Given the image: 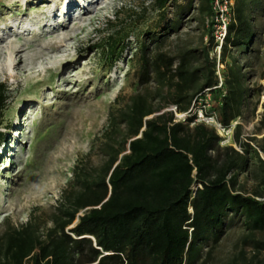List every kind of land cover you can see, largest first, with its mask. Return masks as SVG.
I'll list each match as a JSON object with an SVG mask.
<instances>
[{
    "label": "trees",
    "instance_id": "trees-1",
    "mask_svg": "<svg viewBox=\"0 0 264 264\" xmlns=\"http://www.w3.org/2000/svg\"><path fill=\"white\" fill-rule=\"evenodd\" d=\"M166 2L154 0L161 10ZM255 2L235 1L220 48L221 86L215 58H210L209 0L198 3L201 16H207L208 41L201 48L172 56L160 48L161 40L151 52L145 41L138 44L132 60L140 88L116 113L110 111L100 146L102 164L74 167L44 230L37 218L7 225L0 235V264H205L228 216L241 217L247 231L241 242L251 254L241 247L226 264H264V237L256 236L264 232V159L259 154L264 134L246 138L255 141L252 147L237 123L233 139L239 152L220 146L213 128L175 121L166 109L173 104L177 112L187 111L194 97L210 88L211 110L220 122L228 125L241 117L254 90L246 86L243 66L231 53L244 52L252 40L247 11ZM121 38L115 30L90 47L103 59L114 57ZM151 79L153 91L144 86ZM8 92L0 83V118ZM4 143L0 130V146Z\"/></svg>",
    "mask_w": 264,
    "mask_h": 264
},
{
    "label": "rangeland",
    "instance_id": "rangeland-1",
    "mask_svg": "<svg viewBox=\"0 0 264 264\" xmlns=\"http://www.w3.org/2000/svg\"><path fill=\"white\" fill-rule=\"evenodd\" d=\"M198 3L195 0H167L163 10L155 7L154 0H106L102 4L90 5L77 25L68 20L73 19L70 16L67 24L59 26V34L56 32L52 41L64 45L53 51L51 57L39 59L31 69L36 72L42 64L55 66L56 60L65 64L68 59L77 58L75 64L61 72L53 69L38 77L35 83L43 90H37L36 94L34 88L27 87L25 77L31 70L17 69L16 76L0 74V83L9 89L0 118V130L5 141L0 146V235L7 225L20 226L32 218H37L44 230L50 225L51 214L62 191L73 178L74 167L86 165L91 169L102 164L104 158L100 146L109 113H116L140 88L132 60L140 42L145 41L151 52L155 41L161 40L160 48L172 56L181 50L205 45L207 31L203 21L207 16H201ZM250 5L247 14L252 23V40L244 52L237 53L232 49L231 54L243 66L242 72L247 75L246 86L254 90L242 107L239 123L242 125L241 135L255 147V141L246 138L254 136L259 139L264 134V0H256ZM108 24L113 28L110 29ZM115 30L122 37L118 44L120 51L114 57L103 59L99 51L92 50L90 46L100 38L114 34ZM79 71L81 77L78 79ZM72 74H76L71 77L75 84H71L68 78ZM85 80L88 81L84 83L85 92H92L96 87L100 89L95 95L97 99H94L98 114L95 121H87L80 139L77 140L71 132L65 139L58 136L63 130L64 111L75 100L71 93ZM144 86L150 91L156 87L152 79ZM25 97L31 99L27 104L22 101ZM17 121L20 126L14 131ZM259 154L264 159V152L259 151ZM49 156L58 160L60 174L34 177V173L49 163ZM239 180L244 182V173ZM250 186L251 182L246 181V188ZM246 232L241 217L228 216L205 264H226L241 247L249 256L250 246H243L241 242ZM256 236L264 237V232ZM209 250L210 242L203 246L202 256H206ZM193 264H199V261Z\"/></svg>",
    "mask_w": 264,
    "mask_h": 264
},
{
    "label": "bare ground",
    "instance_id": "bare-ground-1",
    "mask_svg": "<svg viewBox=\"0 0 264 264\" xmlns=\"http://www.w3.org/2000/svg\"><path fill=\"white\" fill-rule=\"evenodd\" d=\"M105 1L106 0H0V74L16 76L15 71L17 69L30 71L37 65L39 59L51 57L50 54L53 51L59 50V48L64 45L63 43L55 44L52 41L54 34L56 32L59 34V26L67 24L69 21H73L74 25H77L83 20V15L88 12V7L90 5L102 4L105 3ZM77 10L79 11L76 12ZM70 16L73 17V19L70 18ZM68 17L71 20L68 19L69 21H67ZM61 34L64 35L66 33L61 32ZM68 60L69 62L65 64L59 63L60 60H56L55 66H43L44 64H42L36 72H34L35 69L31 70L32 72L30 71L31 73L25 77L28 83L27 87L34 88V92L37 94L39 91L43 90V87L35 83V81H38L37 78L44 76L48 71H53V69L57 70V72H61L66 69V67L68 68L70 64H75L77 58L73 57ZM46 64H48V62ZM25 67H27V69ZM73 68L76 69V67ZM74 75L76 74L69 75V80H71V77ZM77 75L79 79L81 77V71H79ZM78 79L75 80L77 81ZM63 80L66 81V78ZM70 82L71 84H75L72 80ZM87 82L88 81L85 80L74 93H71V97L75 98V100L69 105L71 108L68 107L67 110L64 111V116L66 117L61 123L63 130L58 136L67 139L71 132L78 140L85 133L87 121H95L99 109L95 105L94 102L96 100L94 99H97L95 95H98L97 93L100 89L96 87L92 92H85L84 86ZM37 90L39 91L37 92ZM92 95L94 96L92 97ZM30 100L29 97H25L22 101L27 104ZM24 109L25 108H23V110ZM19 123L20 122L17 123L18 126L14 127V131L18 130L17 128L20 126ZM90 125L91 127L93 126L92 124ZM64 129L67 130L64 132ZM48 160L49 163L46 167L34 173V177H37L39 174H60L58 160L53 156H49Z\"/></svg>",
    "mask_w": 264,
    "mask_h": 264
},
{
    "label": "built area",
    "instance_id": "built-area-1",
    "mask_svg": "<svg viewBox=\"0 0 264 264\" xmlns=\"http://www.w3.org/2000/svg\"><path fill=\"white\" fill-rule=\"evenodd\" d=\"M198 2L199 0H195ZM236 0H209L211 8L213 10L212 15V31L214 46L210 51V57L215 58L216 63V75L218 76V85H222L221 70L223 64L219 62L220 48L224 41L227 26L234 15V5ZM207 26V25H206ZM205 41H208V35L204 36ZM210 88H205L202 92L197 94L192 100L191 106L187 111L177 112L176 106L171 104L166 109L173 112L174 120L188 123L190 126L195 123H201L214 129L218 135V144L220 146H233L236 150L241 152L239 143H236L233 139L234 128L239 123V117L225 125L220 122L216 116V113L211 110V95ZM193 116L191 121L188 118ZM241 138L244 137L241 135Z\"/></svg>",
    "mask_w": 264,
    "mask_h": 264
},
{
    "label": "clouds",
    "instance_id": "clouds-1",
    "mask_svg": "<svg viewBox=\"0 0 264 264\" xmlns=\"http://www.w3.org/2000/svg\"><path fill=\"white\" fill-rule=\"evenodd\" d=\"M240 118V117H239Z\"/></svg>",
    "mask_w": 264,
    "mask_h": 264
}]
</instances>
